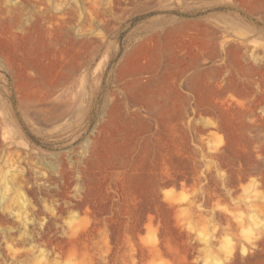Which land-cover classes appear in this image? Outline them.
<instances>
[{"label": "rangeland", "instance_id": "obj_1", "mask_svg": "<svg viewBox=\"0 0 264 264\" xmlns=\"http://www.w3.org/2000/svg\"><path fill=\"white\" fill-rule=\"evenodd\" d=\"M0 264H264V0H0Z\"/></svg>", "mask_w": 264, "mask_h": 264}]
</instances>
